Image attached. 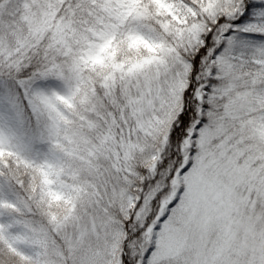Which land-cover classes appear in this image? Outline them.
<instances>
[{
  "label": "snow or ice",
  "instance_id": "1",
  "mask_svg": "<svg viewBox=\"0 0 264 264\" xmlns=\"http://www.w3.org/2000/svg\"><path fill=\"white\" fill-rule=\"evenodd\" d=\"M0 264H264V0H0Z\"/></svg>",
  "mask_w": 264,
  "mask_h": 264
}]
</instances>
